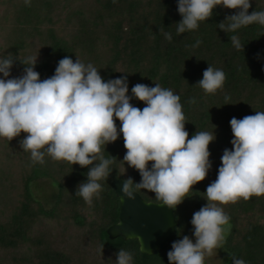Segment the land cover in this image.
<instances>
[{"label": "trees", "instance_id": "16d2710c", "mask_svg": "<svg viewBox=\"0 0 264 264\" xmlns=\"http://www.w3.org/2000/svg\"><path fill=\"white\" fill-rule=\"evenodd\" d=\"M250 3L249 13L264 11V0ZM237 11L217 6L197 29L177 35L175 23L182 19L177 0H30V6L25 0H0V56L14 57L9 78L23 74L20 59L29 56H36L34 70L41 80L54 75L65 56L74 62L78 57L98 68L105 82L126 75L130 97L137 83L151 87L158 82L173 90L180 96L189 138L196 131L215 135L208 146L212 166L189 193L194 210L185 218L175 214V231L153 255L141 253L137 240L111 239L106 233L119 214L111 181L131 177L134 186L141 180L123 162L127 150L122 133L102 148L113 163L91 205L75 194L87 182L92 165L82 168L47 155L43 164L33 163L19 143L26 133L11 141L0 138V264H115L119 249L132 255V264H169L168 247L182 227L194 232L192 216L207 204L204 192L217 177L224 149L233 148L230 120L264 111V25L253 23L228 33L218 27ZM233 35L244 47L233 46ZM209 65L225 73L222 88L214 94L196 85ZM193 98L195 103H190ZM130 103L146 106L135 97ZM116 125L119 130L118 119ZM41 178L54 186L48 208L32 191ZM135 191L146 201L158 202L154 193ZM219 206L231 226L221 248L222 263L233 264L231 253L245 264H264V195Z\"/></svg>", "mask_w": 264, "mask_h": 264}, {"label": "clouds", "instance_id": "9594fccd", "mask_svg": "<svg viewBox=\"0 0 264 264\" xmlns=\"http://www.w3.org/2000/svg\"><path fill=\"white\" fill-rule=\"evenodd\" d=\"M25 4L30 6V0ZM217 6L238 9L218 24L227 33L253 23L264 25V11L249 13L250 0H177L182 17L175 23L177 35L197 29ZM164 35L172 39L170 33ZM230 40L238 50L244 47L237 36H230ZM20 61L25 65L23 74L9 78L14 57L11 53L0 56V138L11 141L26 133L19 143L30 152L33 163L43 164L47 155L82 168L92 165L87 182L81 183L75 194L89 205L93 196L99 198V181L110 175L113 163L103 156L102 148L121 133L127 150L123 162L141 176L134 186L131 177L123 180L121 191L128 198H135V190L145 189L154 193L160 204L175 209L190 196L193 186L206 178L212 166L208 146L215 135L196 131L189 138L180 96L173 90L158 82L151 87L137 83L131 92L146 105L141 109L130 103L126 75L105 82L93 64L65 56L55 74L41 80L34 70L36 56ZM224 81L225 73L209 65L196 85L214 94ZM189 102L195 103V99ZM230 125L233 148L224 149L217 177L204 192L207 204L191 219L195 242L187 235L174 241L167 253L169 264H204L206 255L222 248L230 231V217L219 205L264 195V111L242 119L233 117ZM229 254L233 264H245ZM116 255L115 264H132V255L124 249Z\"/></svg>", "mask_w": 264, "mask_h": 264}, {"label": "water", "instance_id": "95a60500", "mask_svg": "<svg viewBox=\"0 0 264 264\" xmlns=\"http://www.w3.org/2000/svg\"><path fill=\"white\" fill-rule=\"evenodd\" d=\"M123 179H113L111 188L119 200L117 222L106 229L109 238L137 240L141 253L153 255L162 249L177 227L174 209L160 202L146 201L137 192L130 199L121 191ZM139 237V240L136 239Z\"/></svg>", "mask_w": 264, "mask_h": 264}, {"label": "rangeland", "instance_id": "374dc122", "mask_svg": "<svg viewBox=\"0 0 264 264\" xmlns=\"http://www.w3.org/2000/svg\"><path fill=\"white\" fill-rule=\"evenodd\" d=\"M32 191L34 195L43 202L46 208L50 207L51 196L54 191V186L51 185L48 179L41 178V179L36 180L32 184ZM192 210H194V206H193V202L190 196L185 197L182 203L177 205V207L174 209L175 214L177 215L178 218H185V216ZM185 235L189 236V238L192 239L193 242H195V237L193 233L188 232L185 227H182L179 233V237L176 240L182 239L183 236ZM171 248H172V245L168 247L166 254L168 253V251L171 250ZM222 257L223 256H222L221 248L215 249L211 256L206 255L204 264H223Z\"/></svg>", "mask_w": 264, "mask_h": 264}]
</instances>
